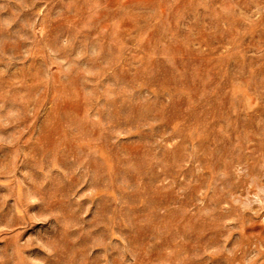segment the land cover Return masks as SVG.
<instances>
[{"label": "rangeland", "instance_id": "1", "mask_svg": "<svg viewBox=\"0 0 264 264\" xmlns=\"http://www.w3.org/2000/svg\"><path fill=\"white\" fill-rule=\"evenodd\" d=\"M0 264H264V0H0Z\"/></svg>", "mask_w": 264, "mask_h": 264}]
</instances>
